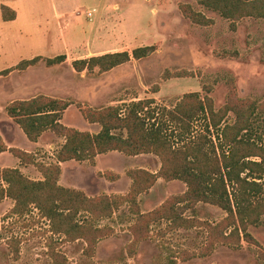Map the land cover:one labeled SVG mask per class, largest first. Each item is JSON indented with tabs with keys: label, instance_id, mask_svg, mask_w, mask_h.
<instances>
[{
	"label": "rangeland",
	"instance_id": "374dc122",
	"mask_svg": "<svg viewBox=\"0 0 264 264\" xmlns=\"http://www.w3.org/2000/svg\"><path fill=\"white\" fill-rule=\"evenodd\" d=\"M183 5H190L213 24H193L184 17ZM3 7L15 12L14 21L4 22ZM89 12L90 19L86 16ZM235 24L232 30L230 21L193 0H0V126L5 124L6 108L15 98L40 94L74 101L64 123L80 131L88 129L78 110L101 109L134 99H154V106L172 108L184 94L198 93L212 98L220 108L233 85L239 97L264 102V19L244 18ZM142 47H153L154 51L106 73L95 68L76 74L72 67L76 60L131 54ZM62 55L66 63L48 67V59ZM36 57L40 61L34 67L26 72L18 70L19 64ZM233 120L230 114L227 122ZM17 143L23 144L22 137H17ZM47 143L54 150L61 145L54 135L47 136ZM50 150L40 149V163H51L46 153ZM155 160L139 157L129 161L113 152L99 157L98 169L103 167L105 180L122 176L123 191L130 180L129 170L142 165L154 171L155 164L160 165ZM66 168L69 185L90 187L93 168L76 163ZM185 190L179 181L169 186L161 181L144 196L141 209L159 207L171 197L167 193L180 196ZM12 208L10 200L0 203V264H168L173 252L176 264H264V226L249 230L257 245L243 242L239 250L216 246L201 257L206 245L204 229L183 231L157 223L131 257L127 251L134 240L131 218L122 207L114 219L98 222L111 228L113 234L102 239L89 257L84 254V241L63 242L60 236L52 235L49 223L40 219L37 211L10 216ZM224 216L220 209L204 204L184 215L212 223ZM132 220L134 223V217Z\"/></svg>",
	"mask_w": 264,
	"mask_h": 264
},
{
	"label": "trees",
	"instance_id": "16d2710c",
	"mask_svg": "<svg viewBox=\"0 0 264 264\" xmlns=\"http://www.w3.org/2000/svg\"><path fill=\"white\" fill-rule=\"evenodd\" d=\"M206 10L217 12L230 21L244 18L264 19V0H193ZM185 18L193 24L208 27L213 20L194 11L190 5L181 6ZM15 12L3 7L4 22L16 19ZM153 47L128 52L111 53L76 60L73 69L81 73L98 68L109 72L131 58L141 60L153 53ZM64 55L47 60V65L64 63ZM39 57L19 64L18 70L36 65ZM123 102V101H121ZM154 99H142L101 109L87 108L83 116L91 124L100 125L96 135L80 132L59 123L69 102L38 96L29 101H16L6 108L8 116L21 128L31 142H36L48 130L65 139L56 154V162L38 163L32 155L13 150L23 165L34 164L43 180L27 178L20 170L0 171V203L14 202L10 216H26L37 211L49 223V232L63 242L82 240L84 254L93 257L97 244L113 234L111 228L98 222L113 217L126 207L133 215L130 231L134 240L128 255L134 256L139 243L147 240L154 224L166 222L177 229H204L206 245L201 257L216 246L239 250L243 242L257 245L250 228L264 226V102L238 96L230 88L225 104L216 108L209 96L184 94L172 108L157 107ZM232 114L234 120L227 122ZM6 146L0 135V154ZM110 152L127 157L153 155L160 169L153 174L143 169L127 172L132 181L125 195L88 197L84 192L59 184L60 163L69 161L94 164L95 158ZM162 179L179 181L186 186L180 196H171L149 213H141L138 197L148 192ZM197 204L214 206L224 212L218 222L185 218L186 212ZM51 253H52V248ZM16 252L17 249H16ZM129 256V257H130ZM53 257H55L53 255ZM174 252L168 264H176ZM58 262V261H57Z\"/></svg>",
	"mask_w": 264,
	"mask_h": 264
},
{
	"label": "crops",
	"instance_id": "0c3cea01",
	"mask_svg": "<svg viewBox=\"0 0 264 264\" xmlns=\"http://www.w3.org/2000/svg\"><path fill=\"white\" fill-rule=\"evenodd\" d=\"M66 63V61L64 62ZM62 63V64H64ZM62 64H59V65H62ZM54 66H57V65H54ZM54 66H50V67H54ZM32 67L34 66H31V67H28L27 69L25 70H21L20 72H26L28 71L29 69H31ZM49 67V66H48ZM49 67V68H50ZM74 70V69H73ZM114 70V69H113ZM75 71V70H74ZM76 72V71H75ZM82 73V72H81ZM76 74H78V72H76ZM38 96H45V97H48V98H53V99H57V100H62V101H66V102H69L70 103V106L63 112L62 116H61V119L59 121V123L63 126H65V123H64V119H65V116L66 114L68 113V111L70 109H72L74 106H75V102L74 101H71V100H67V97H55L53 95H46V94H40V95H33L31 97H27L25 99H21V98H15V100H13L11 103L13 102H16V101H29L31 99H34L35 97H38ZM134 101H137L136 99H134ZM124 102V101H123ZM132 102V100L130 101ZM130 102H124V103H130ZM10 103V104H11ZM79 109V108H78ZM77 109V110H78ZM79 114L81 115V118L85 121V123L87 124V129L86 131H80V132H88L90 133L91 135H96L101 127L100 125L98 124H91L89 123L85 117L83 116V112H80L78 110ZM82 113V114H81ZM5 124H3L2 126H0V135L2 137V140L6 146V151L1 153L0 154V171L5 169V168H10V169H18L20 170L27 178L31 179V180H34V181H41L43 180L42 178V175L41 173L37 170L36 166L34 164H27V165H23L20 161L19 158H17L14 154H13V150H18V151H21V152H24L26 154H29V155H32L34 158H35V162H38L40 163V158H39V152H40V149H51L49 152L46 151V153H48V155L50 156V161L51 162H56V154L57 152L61 149V147L64 145L65 143V139L63 137H60V136H57L53 131L51 130H48L47 132H45L36 142H31L29 141V139L26 137V135L24 134V132L21 130V128L8 116L7 114V120L4 121ZM65 127H68V126H65ZM68 128H73V127H68ZM75 129V128H73ZM77 130V129H76ZM22 133H20V132ZM50 136L53 135L56 136L57 138H59L60 142H61V145L59 148L55 149L53 148V145L50 144V143H47V136ZM22 137L23 139V144H19L17 143V137ZM24 137V138H23ZM42 152V151H41ZM45 152H43L44 154ZM110 153H113V152H110ZM114 153H117V152H114ZM109 154V153H107ZM107 154H104V155H99L95 158V161H94V164H91L90 162L88 161H84V162H76V161H69V162H65V163H60L59 166L61 168V175L59 177V184L65 188H71V189H76V190H80L82 192L85 193V195H87L88 197H98V196H101V195H108V196H111V195H125L128 193V191L130 190V187H131V184H132V181L131 180H128V184H127V187L125 190L121 191V186H120V183L121 181L123 180L122 176L120 177H117L115 180H105V178L102 176H104L103 172H102V169L103 167L99 168V157L100 156H106ZM120 154V153H118ZM124 157H126L127 159H137L139 157H153L154 159H156L155 161L158 163L159 159L153 155H140V156H135V157H127L123 154H120ZM154 162V161H153ZM160 162V161H159ZM72 163H76L78 165H83V168H86L89 167V168H93V174L91 175V179H90V187H75L74 185H69V183L66 181V173H65V169H67L66 167H68L70 164ZM157 167L156 170L154 171H150L147 169L146 166H142V165H139L136 169H144V170H148L150 171L151 173L155 174L158 172V170L160 169V165L159 164H155V168ZM88 168V169H89ZM95 169V170H94ZM100 173V174H99ZM96 177V179H95ZM161 181L164 183L165 186H169V185H173L174 183H176V181H172V182H164V180L162 179H158L157 182L155 183V185L146 193L140 195L138 197V202H139V208H140V212L141 213H149L151 211H153L154 209H156L155 207H153L152 209L150 210H143L141 209V205H142V201L144 199V196L147 195V194H151L152 191H154V189L160 185ZM65 183V184H64ZM125 186H126V182H125ZM185 186V185H184ZM166 188V187H165ZM186 191V190H185ZM167 193V191H166ZM167 195L169 196H174L172 195V193H167ZM177 196V195H176ZM5 200H10V199H5ZM5 200H3L2 202H4ZM11 201V200H10ZM13 203V206H14V202L11 201ZM204 205H207V204H204ZM210 207H214V206H211V205H208ZM125 209H127L126 207H124ZM216 208V207H215ZM127 213V215L131 218V224H133V215H131L128 210L125 211ZM117 213L119 214L120 211H117L114 216H113V219L115 217V215H117ZM187 213V212H186ZM186 218V217H185ZM165 224H167L166 222H164ZM178 230H191V229H178ZM177 261V259H176Z\"/></svg>",
	"mask_w": 264,
	"mask_h": 264
},
{
	"label": "built area",
	"instance_id": "2783aa9c",
	"mask_svg": "<svg viewBox=\"0 0 264 264\" xmlns=\"http://www.w3.org/2000/svg\"><path fill=\"white\" fill-rule=\"evenodd\" d=\"M86 16L90 19L92 17V13H87Z\"/></svg>",
	"mask_w": 264,
	"mask_h": 264
}]
</instances>
